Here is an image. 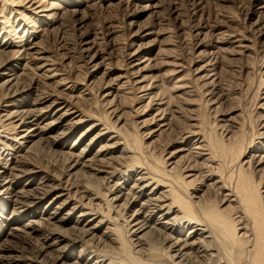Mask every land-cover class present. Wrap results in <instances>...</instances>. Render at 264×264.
<instances>
[{
	"label": "bare ground",
	"instance_id": "6f19581e",
	"mask_svg": "<svg viewBox=\"0 0 264 264\" xmlns=\"http://www.w3.org/2000/svg\"><path fill=\"white\" fill-rule=\"evenodd\" d=\"M115 1L112 4L115 7L130 8L128 3L131 0L127 3L123 0V3L121 0ZM27 4L30 9L41 8L36 0H27ZM40 13L42 14L36 17L44 20L52 18L51 15L47 16L44 9ZM67 13L69 14L63 12L61 18ZM44 20L43 23L48 25V20ZM40 28L33 29L32 33H41ZM44 30L43 32L49 31ZM5 34L0 33V57L3 59L0 62V93L2 92L1 98L8 97L17 101L26 88L22 79L26 71L19 72L22 70L20 61L32 58L42 62L45 60L43 56L46 50L39 43L27 48L25 46H29V42L17 45L16 39L20 38L11 35L10 40L19 49L10 53L9 49L14 46L5 41L9 37L8 33ZM141 34V38L149 41L153 33L146 30ZM136 37L133 36L134 42ZM222 42L218 41L215 49L220 50L219 47L225 44ZM142 43L139 46L136 44V49L129 50L133 45L128 49L130 52L125 65L127 70L124 69L125 72L118 75L113 85L114 80L112 83L109 80L104 85L101 98H105L104 105L109 106V110H106L108 114L116 119L115 122L123 124V113L118 112L120 107L115 103L118 96L114 92L119 88L126 91L122 90L124 95L130 94L132 90L137 92L139 98L147 104H143L148 115L143 125L147 128L145 137L151 140L149 145L155 143L157 136H168L170 141L167 145L172 149L167 153L163 150L164 154L154 160L155 165L142 163L143 165L137 164L138 167L134 168L135 164L131 166L122 160L134 158L137 163L139 159L135 153L139 152L132 150L135 148L126 141L128 139H125V134L122 135L118 127L116 130L113 126L109 129L102 125L103 128L100 129V122H93L94 124L85 128L86 131L79 139L71 140L72 134L84 122H88L85 121L86 118L92 116L84 115L82 109L80 111L72 107L69 98L56 99L46 93L35 104L8 105L7 102L10 110H5L8 113L3 116L14 131V136L9 150L11 161L6 159L0 149V264H264V187L263 190L260 188L264 184L261 183L264 182V147H255L257 154L250 156L246 162L239 163L236 178L222 177L221 173L217 175L220 169L216 172L213 167L218 168L220 164L223 166L224 162L227 163V160L220 163L219 157L220 160L229 158L228 162L231 164L237 163L248 148H243L241 135L238 139L236 133L237 138L229 143L227 149L221 143L216 144L218 140L214 139L217 141L215 143L212 139L210 142L215 143L217 150L214 151L213 144L206 143L208 138L205 140L206 136L201 135L204 131L200 129V134L196 128L190 130L193 127L192 121L197 117L194 113L197 111L195 97L198 92L203 97L213 94L211 109L217 114L222 111L219 101H216L220 98L214 99L215 94L221 92V86L219 87L210 66L212 62L198 67L196 74L190 77L182 74L184 67L177 59L172 58V51L168 48L170 46L154 48L150 42ZM246 47L236 46L239 50L234 51L235 54L224 49L223 54L217 55L224 60L230 54L240 55ZM154 63H160L169 73H164L163 78L156 76L152 65ZM46 66L47 64L42 63L37 68L43 71ZM103 75L106 73L103 72ZM165 81L172 83L173 96H168L172 94L171 91H167L168 95L161 91L160 88L164 85L161 82ZM128 84H132L133 88H125ZM90 90L85 91L91 93ZM223 92L222 90L221 93ZM44 104V108H37V105ZM184 118H187L185 122L182 120ZM47 120L49 121L46 122ZM222 122L227 123L228 120L223 119ZM227 126L230 125L227 123ZM234 128L238 129L236 126ZM97 130L99 132L94 141L80 149L84 142L83 136ZM112 131L113 136L109 135ZM190 137L194 138L190 141ZM137 141L138 139L135 142ZM104 143L106 144L102 145ZM138 144L142 145L141 142ZM34 149L50 153L56 162L63 163L65 172L60 174L49 166L42 167L32 163V160H27V163L18 160L22 155L20 153H32ZM90 154L93 160L87 158ZM167 160L170 161L169 164ZM95 161L100 162V168ZM246 164L251 168L247 166L245 169ZM234 167L237 169V166ZM250 174H256L260 181L254 180ZM102 186L105 187L104 191L101 190ZM102 197L107 198V202ZM100 204L106 205L105 211L100 208ZM127 210L131 214L129 212L128 216H124V211ZM111 212L113 216H110ZM27 217L30 220L26 221ZM18 243L24 245L19 246Z\"/></svg>",
	"mask_w": 264,
	"mask_h": 264
},
{
	"label": "rangeland",
	"instance_id": "374dc122",
	"mask_svg": "<svg viewBox=\"0 0 264 264\" xmlns=\"http://www.w3.org/2000/svg\"><path fill=\"white\" fill-rule=\"evenodd\" d=\"M36 1L37 4H41L40 9H35L34 7H31L30 9V5L27 4V0H0V33H6L5 35L9 34V37L5 41H7L9 45L13 44L14 46L15 44L10 40L13 36L14 38H20L16 39L17 45L29 42L30 45L25 46L27 48L39 43L38 45L46 50V54L43 56V59L45 60L42 62L32 60V58L20 61L22 70L19 72L24 73L26 71L22 76L23 81H25L24 87L26 88L25 92L20 94L17 98L18 102L12 101L8 97L1 98L2 92L0 93V149L3 150L2 152L4 156H6V159H9V161L12 159V157L9 156V154H11V151L9 150H11L12 147L14 131L8 126L9 122L6 121V118L3 116L8 113L5 112V110L9 111L10 108L8 105L12 103L20 105L23 103L35 104V101H38L42 96H46L48 94L54 96L53 98L56 99L62 97L64 100H67L69 98L68 101L72 107L78 108L80 111L82 109L81 112L82 114L84 113V115L86 114L92 116L86 118L85 121L88 120V122H84L82 124V129L80 128L72 134V141L79 139L86 129L94 123L100 122V129L103 128L102 125L109 129L113 126L116 130L118 127V130L121 129V134H125V139H128L126 141H129L132 145L131 147L135 148L131 149L135 150V152H139L137 154L135 153V156L139 159L137 163L133 160L134 158H126L123 159L122 162L126 161L125 163H128L131 166L135 164L134 168H137L138 165L140 166L142 163L155 165L156 161L154 160L158 158L157 156L160 157V155L167 153V151L169 152L172 147L168 148L167 145L170 141L169 137L162 135L157 136V138H155V143L153 142L149 145L151 140L149 141L145 137V134L147 133L145 131L147 128L143 125V122L146 121L148 116L145 112L146 106H144L147 105L145 103L146 101H143V99L141 100L137 92L133 90L127 95L123 94V91L126 92L123 88H119L117 92H114L118 96L115 101L116 105L120 107V110L118 108V112H121L120 114L123 113L122 120L124 123L119 124L114 121L116 119H114L112 115L108 114L107 111L109 110V106H105V98H101L104 94V85L108 84L109 80H111V83L112 80H114L112 83L113 85L118 75L123 74L127 70L125 65L128 61V53L131 50L136 49L139 45H142V42L145 44L151 43L150 45L153 44L154 48L163 47L164 45L170 46L168 48L172 51V58L177 59V62L184 67L182 73L183 75L190 77L192 75L194 76L197 69L206 63L208 64V62H212L210 66L217 77L219 87L221 86L220 91H224V95L220 92L222 95L219 93L214 96L215 100L220 98L216 101H219L218 104L219 106L221 105L220 109L222 111H219V114H217L216 111L212 110L213 105L211 104V101H213V94H209L207 96L204 95L203 97L198 92L197 97H195V103L197 106L199 105V108L196 106L195 110L197 111L194 113L195 117H197L195 121H192V129H189L193 130L196 128L195 130H198V133L200 129L202 132L204 131V133L200 131V134L202 133L201 135L204 134L203 136H206L205 140L208 138L206 143H209L210 145L213 144L215 147L214 151L216 150V145L214 144L217 142H215V140L219 141L216 144L221 143V145L227 149L229 148V143L231 141L233 143V140H235L234 138H237L236 136H238V139H240V137L242 138V141L240 140L242 143L239 140L238 141L241 143L243 148H248L246 154L243 155L240 161H236L238 165L235 162H232V164L231 162H228L230 161L229 158H222L220 160L219 157V162L221 161L220 163L223 164L225 160H227V163L225 164L224 162L223 166L225 167H223L220 163L221 167H213V170L216 172L220 169V172H218L217 175L221 173L222 177L237 176L238 172L236 171L239 169L238 166L241 164L240 162H246L249 160L250 156L257 154L255 147H264V0H131V3H128L130 4V8L127 9L125 7L118 8L113 6L112 4H115V0ZM76 2L80 5H77ZM94 2L96 4H94ZM123 2L127 3L129 1L123 0ZM90 4L92 5L91 7ZM42 6L45 7L43 8ZM147 6H149L148 8L150 9H146ZM42 8L47 12V16L51 15L50 17H52L50 19H45L46 21L48 20V25L43 23V18L36 17V15L42 14H39V11L43 10ZM63 12H69V14H64L61 18L60 15H62ZM19 14H23V16L21 17ZM86 15L88 16L86 17ZM35 24H37V26H35ZM31 25H33V28ZM37 27H41L39 31L42 30V35L41 33H32V30ZM47 29L49 31H46ZM43 30L46 32H43ZM114 30L115 32H113ZM146 30L154 34H152L149 38V41L140 37L143 36L141 33ZM158 33H160V35ZM133 36L134 38L137 36L136 42H134ZM168 36L170 37L169 39L167 38ZM164 37L166 41H163ZM24 39L26 40L25 42ZM152 39L157 42H154ZM218 41H223L222 43H225L223 47H219L220 50L215 49V45L218 44ZM1 42H3V40H1ZM236 46L247 47L240 55L236 54L235 56H231V54L228 53L230 55H227L228 57L224 60L223 58L218 57L217 54H223L226 49H228L226 51L235 54L234 51L239 50L236 49ZM130 47L132 49H129ZM18 49V47L14 46L11 47L9 51L11 50L10 53H14V51H17ZM231 49L233 50L231 51ZM37 56L38 55H32V57ZM2 60L3 59L1 58L0 62H2ZM42 63L47 64V66L43 71H39L37 66H40ZM152 65L155 68V75L163 78V75H165L164 73L167 72V68L163 67L160 63H154ZM187 68L189 69L187 70ZM47 70H51V72ZM103 72L106 73L108 77L103 75ZM161 83L164 85L166 84V87L161 84V91H164V94L167 95V91H171L170 94H172L168 96H173L174 90L172 88V83L168 84L167 81ZM129 85L130 84H128L125 88H133L132 84L130 86ZM168 85L170 88H168ZM86 89H91V93L85 91ZM113 95L115 96V94ZM132 98H137L135 99L137 102ZM138 101L141 102L139 103ZM171 101L175 102L172 99ZM220 102L222 104H220ZM44 107L45 104L37 105V108ZM200 109L201 111H199ZM223 119L228 120L227 123L230 126H227V123H223ZM182 120L185 122L184 120H187V118ZM235 126L238 128L237 130L239 133L240 129L242 133L239 134L234 128ZM239 126H241L240 129ZM4 129L7 130L5 131ZM98 132V130L90 133L86 132L87 134L83 136L84 142L82 143L80 149L85 148V145L94 141ZM110 133L111 132H109V135H114L113 131L111 134ZM232 135L234 136L232 137ZM109 137H107V139ZM192 138L194 137H190L189 140L191 141ZM137 139L143 146L141 144L139 145L138 141L135 142ZM212 139L215 143L211 144L210 141ZM105 144L106 143L102 145ZM133 144H135L136 147ZM249 144H253V148H251ZM136 148L138 149L137 151ZM20 150L21 148L18 149L17 152ZM163 150L166 152L162 154ZM20 155L21 156L18 157L19 161L22 160V162H26L27 160H32V163H37L42 167L49 166L52 170H56L60 174L65 170L63 163L60 161L56 162L55 157H52L50 153H42L41 150L36 151L34 149L32 150V153L22 152ZM140 157H142L141 159L143 160H141ZM87 158L92 159V155L90 154ZM95 162L97 163V161ZM166 162L168 164L170 163L169 160ZM166 162L165 164H167ZM99 163L100 162L96 164L98 167L101 166ZM229 163L232 165V168ZM233 165L237 166V169ZM165 166L164 168L166 169L167 166ZM247 166L248 164L245 165L246 168L243 167V170L244 168L247 169L249 167ZM252 167L255 168L253 164ZM50 168L47 169L52 171ZM67 174L68 173L66 172V175ZM251 176L254 177V180L257 179L256 181H260L256 174H252ZM251 176L250 179L252 178ZM185 180L189 181L190 179ZM261 183L264 182L262 181ZM261 185L263 186L261 187ZM261 185L260 188L263 190L264 184ZM104 189L105 187L102 186L101 190L104 191ZM102 199L104 202L107 200L105 197H102ZM105 206L106 205L103 206L100 204V208L104 211L106 209ZM36 212L41 213L39 210H36ZM129 212V210L124 211V213H126L124 216H128L127 213L129 214ZM8 214H10V211ZM111 215H114L113 212H111L110 216ZM25 219H27L26 221L30 220L29 217ZM18 245L21 246L24 244L18 243ZM17 256H20V253H17ZM69 264L71 263L69 262Z\"/></svg>",
	"mask_w": 264,
	"mask_h": 264
}]
</instances>
